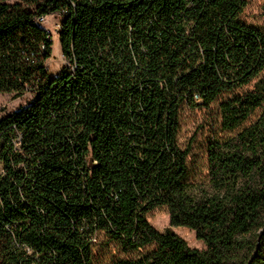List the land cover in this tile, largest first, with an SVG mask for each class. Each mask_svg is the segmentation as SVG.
<instances>
[{
  "label": "trees",
  "instance_id": "obj_1",
  "mask_svg": "<svg viewBox=\"0 0 264 264\" xmlns=\"http://www.w3.org/2000/svg\"><path fill=\"white\" fill-rule=\"evenodd\" d=\"M6 1L0 93L32 97L0 116V264H94L100 236L127 254L112 264H264V75L235 95L264 72L246 0ZM54 13L70 64L55 77L36 20ZM217 102L226 136L196 195L180 113Z\"/></svg>",
  "mask_w": 264,
  "mask_h": 264
},
{
  "label": "rangeland",
  "instance_id": "obj_2",
  "mask_svg": "<svg viewBox=\"0 0 264 264\" xmlns=\"http://www.w3.org/2000/svg\"><path fill=\"white\" fill-rule=\"evenodd\" d=\"M22 2V0H7L6 3L13 4ZM264 0H246V4L240 14V19L250 26H256L264 33ZM60 13L47 15L43 25L50 33L52 39V51L45 63L48 66L49 73L56 76L59 70L64 67L67 62L62 56L59 43V35L57 32V23L60 22ZM264 75L260 74L256 80L249 85L241 88L235 95L241 92L252 91L256 82ZM32 94L25 91L23 94L16 95L13 92L0 93V116L10 113L19 106L24 105L30 100ZM218 102L211 104L209 109L196 107L195 109L184 108L180 113V129L178 133V141L180 146L189 148V156L187 165L189 167L188 181L191 183L192 192L199 194L203 189L209 190L208 182V166H207V147L209 141L214 137H225V133L220 130V120L218 115ZM148 221L156 229L163 231L170 226L169 214L165 207H157L148 213ZM171 228L193 248L204 249L205 243L196 238L195 232L185 226ZM94 264H112L113 260L122 258L127 255L118 253L114 244L106 242L103 236L97 238L96 244L93 246ZM142 249L134 253L136 255Z\"/></svg>",
  "mask_w": 264,
  "mask_h": 264
},
{
  "label": "built area",
  "instance_id": "obj_3",
  "mask_svg": "<svg viewBox=\"0 0 264 264\" xmlns=\"http://www.w3.org/2000/svg\"><path fill=\"white\" fill-rule=\"evenodd\" d=\"M53 15V14H52ZM61 18H60V22H58L57 23V25H56V27H57V32L59 31V29H60V27H61V20H62V16H61V14H58ZM40 20V22H41V26L44 28V29H46L45 28V26L43 25V23L45 22V20L47 19V18H44L43 17V15H38V17L36 18V20ZM47 31H48V29H46ZM58 35H59V32H58ZM51 41H52V39H51ZM63 56V55H62ZM64 58V57H63ZM65 66H70V64L67 62V64L65 65ZM46 67H47V69H48V66H47V64H46ZM49 71V70H48ZM95 240V239H94ZM96 241V240H95Z\"/></svg>",
  "mask_w": 264,
  "mask_h": 264
},
{
  "label": "bare ground",
  "instance_id": "obj_4",
  "mask_svg": "<svg viewBox=\"0 0 264 264\" xmlns=\"http://www.w3.org/2000/svg\"><path fill=\"white\" fill-rule=\"evenodd\" d=\"M43 17L45 18V16H43ZM38 21L40 22V20H39V19L37 20V22H38ZM40 23H41V22H40Z\"/></svg>",
  "mask_w": 264,
  "mask_h": 264
}]
</instances>
